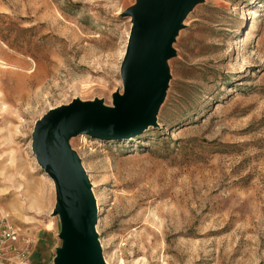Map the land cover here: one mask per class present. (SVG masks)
Wrapping results in <instances>:
<instances>
[{"label":"rangeland","instance_id":"obj_1","mask_svg":"<svg viewBox=\"0 0 264 264\" xmlns=\"http://www.w3.org/2000/svg\"><path fill=\"white\" fill-rule=\"evenodd\" d=\"M134 3L0 0V217L19 247L61 228L34 124L72 99L109 107L122 94ZM184 18L157 126L66 141L91 183L101 254L105 264H264V0H200Z\"/></svg>","mask_w":264,"mask_h":264},{"label":"water","instance_id":"obj_2","mask_svg":"<svg viewBox=\"0 0 264 264\" xmlns=\"http://www.w3.org/2000/svg\"><path fill=\"white\" fill-rule=\"evenodd\" d=\"M198 1L135 0L124 11L132 26L119 67L123 91L112 95L115 107H105L101 100L72 99L36 120L31 149L54 184L52 216L59 217L58 238L63 241L53 264H105L95 231L98 210L91 183L76 153L67 147L68 137L85 133L98 139H128L157 126L167 85L164 61L172 56L174 34Z\"/></svg>","mask_w":264,"mask_h":264},{"label":"crops","instance_id":"obj_3","mask_svg":"<svg viewBox=\"0 0 264 264\" xmlns=\"http://www.w3.org/2000/svg\"><path fill=\"white\" fill-rule=\"evenodd\" d=\"M27 242V264H53L56 248L61 244L54 228L41 227Z\"/></svg>","mask_w":264,"mask_h":264},{"label":"built area","instance_id":"obj_4","mask_svg":"<svg viewBox=\"0 0 264 264\" xmlns=\"http://www.w3.org/2000/svg\"><path fill=\"white\" fill-rule=\"evenodd\" d=\"M16 228L5 218L0 217V264H27L28 242L17 246Z\"/></svg>","mask_w":264,"mask_h":264},{"label":"bare ground","instance_id":"obj_5","mask_svg":"<svg viewBox=\"0 0 264 264\" xmlns=\"http://www.w3.org/2000/svg\"><path fill=\"white\" fill-rule=\"evenodd\" d=\"M115 107V105H114V103L112 104V106H109L108 108H110V109H113ZM95 197V196H94ZM96 209L98 210V208H97V205H96ZM96 231V230H95ZM99 243H100V241H99ZM100 248H101V246H100ZM104 259V258H103ZM104 263H105V261H104Z\"/></svg>","mask_w":264,"mask_h":264}]
</instances>
